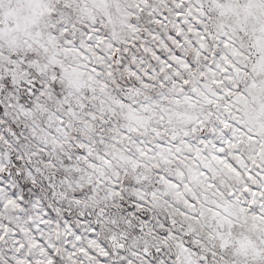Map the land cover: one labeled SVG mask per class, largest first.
Segmentation results:
<instances>
[{
	"label": "snow or ice",
	"instance_id": "1",
	"mask_svg": "<svg viewBox=\"0 0 264 264\" xmlns=\"http://www.w3.org/2000/svg\"><path fill=\"white\" fill-rule=\"evenodd\" d=\"M0 264H264V0H0Z\"/></svg>",
	"mask_w": 264,
	"mask_h": 264
}]
</instances>
